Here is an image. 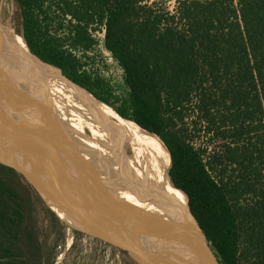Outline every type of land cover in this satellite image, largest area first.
Returning a JSON list of instances; mask_svg holds the SVG:
<instances>
[{
    "label": "trees",
    "instance_id": "16d2710c",
    "mask_svg": "<svg viewBox=\"0 0 264 264\" xmlns=\"http://www.w3.org/2000/svg\"><path fill=\"white\" fill-rule=\"evenodd\" d=\"M16 3L35 55L151 131L135 123L169 162L170 151V179L188 194L220 263L239 264L244 244L253 251L248 264H264V0H178L172 11L148 0ZM65 20L66 35L50 31ZM96 30L124 70L119 105L108 82L79 71L64 47L66 39L88 50ZM202 130L221 140L219 149L194 145ZM38 201L23 176L0 163V242L16 246L26 264L44 255Z\"/></svg>",
    "mask_w": 264,
    "mask_h": 264
},
{
    "label": "water",
    "instance_id": "95a60500",
    "mask_svg": "<svg viewBox=\"0 0 264 264\" xmlns=\"http://www.w3.org/2000/svg\"><path fill=\"white\" fill-rule=\"evenodd\" d=\"M1 32L6 37L0 23ZM0 47V79L6 82L0 87V163L23 176L72 238L122 250L135 264H221L182 188L170 180L173 190L185 195L183 202L156 188L151 172H137L120 151L86 131L62 136L57 127L39 124L30 107L32 80L11 87L3 71L22 68L7 57L9 46ZM92 176L114 186L100 193L88 179Z\"/></svg>",
    "mask_w": 264,
    "mask_h": 264
},
{
    "label": "bare ground",
    "instance_id": "6f19581e",
    "mask_svg": "<svg viewBox=\"0 0 264 264\" xmlns=\"http://www.w3.org/2000/svg\"><path fill=\"white\" fill-rule=\"evenodd\" d=\"M3 27L6 31V37L2 32L0 33V40L2 41H0V45L2 47L4 44L9 46L7 57L15 60L22 68L20 72L3 71V73L6 72L3 78L8 76L12 79L11 87L14 86L13 88L17 89L19 86L24 87L26 85L24 78L28 77L32 80L33 100L30 107L35 118L41 119H39V124L44 127L46 125L57 127L62 136H83L86 131L91 138L120 151L137 172L144 175L147 174V170L151 172L154 178H151L150 182L156 188L167 191L173 199L185 201L178 191L173 190L171 186L168 175L171 155L168 148L170 155L168 166L163 164L165 156L161 147H159L163 157L161 163L153 160L151 156L144 155L138 145L140 131L134 126L136 125L135 122L131 121L134 124L132 125L130 120L122 118L111 105L103 103L87 89L76 85L62 75L58 67L42 62L30 52L25 39L23 40L11 27L4 25ZM0 55L3 57L2 53ZM5 83L3 82V85ZM139 129L141 130L140 127ZM85 141L91 142L87 138ZM130 145L134 147L135 153Z\"/></svg>",
    "mask_w": 264,
    "mask_h": 264
},
{
    "label": "rangeland",
    "instance_id": "374dc122",
    "mask_svg": "<svg viewBox=\"0 0 264 264\" xmlns=\"http://www.w3.org/2000/svg\"><path fill=\"white\" fill-rule=\"evenodd\" d=\"M154 1L158 6L172 11L175 9L178 0H148V2ZM0 22L4 26L11 27L13 31L24 40L22 36V15L16 0H0ZM68 26L69 23L65 20L62 28L58 30H53L51 28L50 31L56 35H66ZM93 34L96 35L97 42L88 50L70 47V43L66 41V39L64 41V47L72 50L77 55L80 62L79 71H86L92 76L97 75L108 82L113 90V93L109 95V97L115 105H119L116 97L125 95L127 91L124 83V70L120 66L118 60L105 47L104 32L96 30L93 31ZM2 81L3 80L0 79L1 88L4 86V81ZM13 89L17 90V88ZM86 94L91 97L87 92ZM58 109H60V107H58ZM138 136L140 151L142 150L144 155L152 156L153 160L161 163L163 159L162 153L158 150L155 141L150 138V140L154 142L153 147V143H151L141 131ZM209 137L210 136L202 130L193 134L192 140L197 147L198 145L201 146L208 142V145L212 147V151L214 149L213 147L219 149L221 140H217L216 138L210 139ZM131 148L135 153L134 147L131 146ZM169 163V161L164 159V165L168 166ZM88 179L91 181V184L93 183V187L100 191V193H105L103 190L104 187L114 186L111 181L105 186L97 176L88 177ZM99 182L100 184L98 185L97 183ZM51 214L53 215L42 200L35 203V217L38 228L41 231L40 239L42 241V250L44 254L40 264H135L133 259L122 250L96 247L85 239L75 240L72 238L71 233L60 223L59 219H54ZM241 249L242 253L240 255L239 264H248L249 257L253 251L248 249L244 244L241 245ZM20 255L21 252L16 246H12L9 242H0V264L10 262L13 257L15 258V262H10V264H26V260Z\"/></svg>",
    "mask_w": 264,
    "mask_h": 264
},
{
    "label": "flooded vegetation",
    "instance_id": "af4514ba",
    "mask_svg": "<svg viewBox=\"0 0 264 264\" xmlns=\"http://www.w3.org/2000/svg\"><path fill=\"white\" fill-rule=\"evenodd\" d=\"M1 23V22H0Z\"/></svg>",
    "mask_w": 264,
    "mask_h": 264
}]
</instances>
